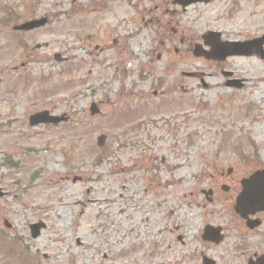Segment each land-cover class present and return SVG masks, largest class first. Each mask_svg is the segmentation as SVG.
<instances>
[{
  "label": "rangeland",
  "instance_id": "rangeland-1",
  "mask_svg": "<svg viewBox=\"0 0 264 264\" xmlns=\"http://www.w3.org/2000/svg\"><path fill=\"white\" fill-rule=\"evenodd\" d=\"M92 2L0 0V264H201V254L245 264L264 248V226L245 232L244 256L229 238L202 240L205 223L231 237L241 223L219 187L210 205L200 190L219 169L241 179L264 166V60L233 58L243 84L228 88L186 42L174 37L158 60V38L138 35L146 26L125 4ZM39 18L42 27L13 28ZM43 109L68 119L29 126Z\"/></svg>",
  "mask_w": 264,
  "mask_h": 264
},
{
  "label": "flooded vegetation",
  "instance_id": "flooded-vegetation-1",
  "mask_svg": "<svg viewBox=\"0 0 264 264\" xmlns=\"http://www.w3.org/2000/svg\"><path fill=\"white\" fill-rule=\"evenodd\" d=\"M106 3L109 4V6L125 4L127 8H129L128 12L131 11L134 13L135 17L139 18V21L146 26L138 35L149 37L147 34H151L158 38L156 43L159 49L153 48L149 50L150 54L156 52L155 56L158 60L163 59L162 56L164 58L166 57V54L170 51L171 44L174 43V37H178L179 44L183 45V42H186V47L189 46L190 51H192L194 45L197 43L195 41L193 42L190 37L194 35L192 33L198 28H203L204 30L198 39L200 40L198 44L201 47L199 51L203 49L210 52L214 48L212 45L217 43L227 45L239 43L243 44L244 47L250 51L248 54L226 53L224 56H220V58L213 57L215 59H206L208 62L215 64L217 68L221 69V75L224 74L223 72H227L226 76L222 75L225 82L230 81L231 84H235L236 77L233 76V71L230 70V66L233 64V58H246L245 55H247L264 60V57L261 58V55L257 53L263 51L262 54L264 56V0H93L92 4L96 8L92 9L106 10L107 7L102 6ZM132 13L125 14L129 22L131 20L129 17H133ZM147 16L148 18H146ZM196 17H206L208 21L204 24H196L190 20ZM132 23L134 24V22ZM147 26H149L151 30L149 33L147 32V30H149ZM131 33L132 31H130L127 36ZM134 35L137 34L134 33ZM208 35L210 37H207ZM145 40L144 42H147ZM198 40L196 41L198 42ZM114 41L116 45L117 39ZM123 50L126 51L124 47H121L119 53ZM173 51L178 53L175 47H173ZM150 61L151 60H149V62ZM168 65L170 67H175V63L169 60ZM147 68H149V66H146L145 70H147ZM153 94L156 95V92L154 91ZM134 143L137 144V142ZM215 175L217 176L210 182L213 187H211L212 192L207 197V200L211 204L214 203L217 198L216 195L218 194L219 187V192L223 193L221 197L233 203L231 214L234 218L235 213H233L234 211L232 210L235 196L240 190V179H236L237 177L233 178L232 172L228 173L225 171L224 175L222 169H219L218 174ZM232 194L234 195L232 196ZM204 207L205 205H202V208ZM225 213H230V211L226 210ZM235 216L241 223L231 226V229L237 232L236 237H231L230 234L227 236L228 229L225 224H211L220 225L222 229L224 238L219 245L224 243V239L229 238L231 239L230 248L232 246L234 252L244 256L246 252L241 248V240L246 231L254 233L255 230L264 226V210L250 216L251 219H257L259 224L253 229L246 226L244 219L236 214ZM260 236H264V230L260 233ZM180 239L181 237H179V240ZM234 239H238V241L234 243ZM263 252L264 248L253 251L246 256V259L251 256L260 255Z\"/></svg>",
  "mask_w": 264,
  "mask_h": 264
},
{
  "label": "water",
  "instance_id": "water-1",
  "mask_svg": "<svg viewBox=\"0 0 264 264\" xmlns=\"http://www.w3.org/2000/svg\"><path fill=\"white\" fill-rule=\"evenodd\" d=\"M46 22V18H39V19H33L26 22H23L19 25H15V30H31L40 26H43ZM207 37H210L209 35ZM214 46V48L210 52H202L199 51V46H196L193 53L195 55H204L205 57H220L224 56L226 53L228 54H234V53H240V54H248L250 51L244 47L243 44H221L217 43ZM211 53V54H210ZM211 55V56H210ZM56 60H61L59 54H55ZM237 84L235 86H240V81H236ZM90 113L94 114L97 113L98 107L95 103H92L90 105ZM68 119V116L65 114L61 115H55L50 114L48 111H39L32 115H30L28 119V123L30 125H36L39 123H52L57 124L62 121H66ZM105 136L99 135L97 137V144L100 145L104 141ZM241 191L236 197V206L235 211L237 213H240L241 215H246L247 213H253L256 210H260L264 208V169L257 170L253 172L249 177L244 178L241 181ZM3 195L2 190L0 189V197ZM255 223V222H252ZM6 226L8 224L5 223ZM44 227V224L42 222L32 223L29 225L30 229V235L31 237H36L40 233V229ZM215 232L213 231V228L210 226H206L203 230L202 238L206 240H212L214 242H218L220 239L219 234V228H216ZM203 264H213V261L210 259H207L206 257H203L202 259ZM247 264H264V255L256 258L255 261L252 259L248 260Z\"/></svg>",
  "mask_w": 264,
  "mask_h": 264
}]
</instances>
